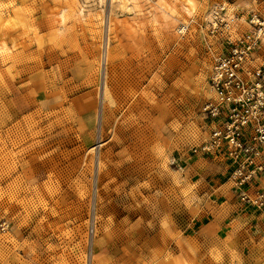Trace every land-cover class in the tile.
I'll use <instances>...</instances> for the list:
<instances>
[{
    "label": "rangeland",
    "instance_id": "1",
    "mask_svg": "<svg viewBox=\"0 0 264 264\" xmlns=\"http://www.w3.org/2000/svg\"><path fill=\"white\" fill-rule=\"evenodd\" d=\"M176 3L0 0V264H264V229L209 224L194 152L264 0Z\"/></svg>",
    "mask_w": 264,
    "mask_h": 264
},
{
    "label": "built area",
    "instance_id": "2",
    "mask_svg": "<svg viewBox=\"0 0 264 264\" xmlns=\"http://www.w3.org/2000/svg\"><path fill=\"white\" fill-rule=\"evenodd\" d=\"M263 44L264 22L258 19L214 56L210 82L217 99L203 108L212 130L194 152L224 161L241 202L264 215V189L247 190L264 174Z\"/></svg>",
    "mask_w": 264,
    "mask_h": 264
},
{
    "label": "crops",
    "instance_id": "3",
    "mask_svg": "<svg viewBox=\"0 0 264 264\" xmlns=\"http://www.w3.org/2000/svg\"><path fill=\"white\" fill-rule=\"evenodd\" d=\"M202 165L205 169L203 176L209 185L206 191L209 198L206 201L205 215L211 214L212 216L211 221L207 219L205 224L209 221L217 232L226 233L225 237L231 235L235 229H244L249 225L263 230V215L256 208L241 202L238 196L239 190L229 181V170L225 162L220 159H208L202 162ZM263 184L264 174L258 182L248 185L247 190L252 194L256 188L264 187ZM203 218L205 221L206 217L203 216ZM263 241L255 239L254 243Z\"/></svg>",
    "mask_w": 264,
    "mask_h": 264
},
{
    "label": "bare ground",
    "instance_id": "4",
    "mask_svg": "<svg viewBox=\"0 0 264 264\" xmlns=\"http://www.w3.org/2000/svg\"><path fill=\"white\" fill-rule=\"evenodd\" d=\"M176 1H177V0H171V2L174 4L173 6H175V7L178 6V4L176 3ZM179 1H180V0H179ZM183 8H184L188 13H192L191 8H189V7L187 6V4H186V5H183ZM170 13H171V12H170Z\"/></svg>",
    "mask_w": 264,
    "mask_h": 264
}]
</instances>
